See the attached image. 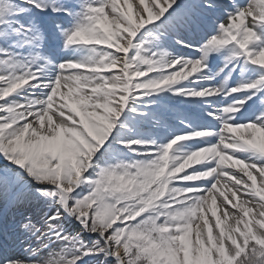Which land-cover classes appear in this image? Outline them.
I'll list each match as a JSON object with an SVG mask.
<instances>
[{
    "label": "snow or ice",
    "instance_id": "obj_1",
    "mask_svg": "<svg viewBox=\"0 0 264 264\" xmlns=\"http://www.w3.org/2000/svg\"><path fill=\"white\" fill-rule=\"evenodd\" d=\"M0 159V264H264V0H0Z\"/></svg>",
    "mask_w": 264,
    "mask_h": 264
},
{
    "label": "bare ground",
    "instance_id": "obj_2",
    "mask_svg": "<svg viewBox=\"0 0 264 264\" xmlns=\"http://www.w3.org/2000/svg\"><path fill=\"white\" fill-rule=\"evenodd\" d=\"M16 191L18 193L17 197H20V194H21L20 189H16V188H12V187H9L6 191L3 189H0L1 207L4 208L5 206L8 205L9 200H10V195L13 194V192L15 193ZM40 207L43 208L44 206L41 205ZM8 213H10V215H12L18 219V221L10 222V223H13L12 227L10 229V231L12 230L13 233H11V237L10 238L8 237V238H9L11 246H12L16 243V239L19 235L17 229H18V226L20 225L21 221L24 219L25 213H27L28 215H34V217H39L41 214V211H40V208H37L35 201L29 200V199H27V200L21 199L20 204L10 205ZM8 220H10V219H8ZM3 222L5 224L6 217L4 218ZM10 249H13V248H10Z\"/></svg>",
    "mask_w": 264,
    "mask_h": 264
},
{
    "label": "rangeland",
    "instance_id": "obj_3",
    "mask_svg": "<svg viewBox=\"0 0 264 264\" xmlns=\"http://www.w3.org/2000/svg\"><path fill=\"white\" fill-rule=\"evenodd\" d=\"M51 24H52V20L50 19L49 21H48V25H49V27L51 26ZM210 25V24H209ZM197 28H201V26L199 25V22L197 21L196 22V24L194 25V31L196 32V29ZM195 32H193V31H189L188 32V36H190V37H192V36H195ZM193 40H195V38H192ZM197 40V39H196ZM195 40V41H196ZM189 55H194L193 53H188ZM174 103V102H173ZM180 106H184V105H180ZM185 106H187L186 108H194L195 106H192V105H185ZM164 107L166 108V109H169L170 111H172V112H176L175 111V107H169L168 105H164ZM193 117H195V118H198V115L197 114H193ZM0 169H2V170H4V171H7L8 173H9V175H11L13 172H15V171H17L15 168H14V166H12L10 163H8L7 161H4V160H2V159H0ZM14 200V199H13ZM29 200H32L31 198H29ZM9 205H10V203H9ZM9 205H7V206H5V208H3V207H1V204H0V233H1V231H2V229L3 230H8L9 229V227H10V222H13V221H18V219L16 218V217H14V216H12V215H10V213H8V211H9ZM2 210V211H1ZM8 214V215H7ZM6 216V218H7V220L8 219H10V220H8V221H10V222H7V225H2V220H3V218ZM13 224V223H12ZM1 238H3L2 237V234H0V240H5L6 241V239H1ZM7 242V241H6Z\"/></svg>",
    "mask_w": 264,
    "mask_h": 264
}]
</instances>
